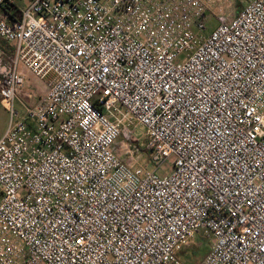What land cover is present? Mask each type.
<instances>
[{
	"label": "built area",
	"instance_id": "1",
	"mask_svg": "<svg viewBox=\"0 0 264 264\" xmlns=\"http://www.w3.org/2000/svg\"><path fill=\"white\" fill-rule=\"evenodd\" d=\"M214 1L0 0V264H264V0Z\"/></svg>",
	"mask_w": 264,
	"mask_h": 264
},
{
	"label": "rangeland",
	"instance_id": "2",
	"mask_svg": "<svg viewBox=\"0 0 264 264\" xmlns=\"http://www.w3.org/2000/svg\"><path fill=\"white\" fill-rule=\"evenodd\" d=\"M249 0H215L212 9L211 14H205V27L203 31H197L194 30L195 33H197L200 37L207 36L215 27L216 21L214 18V15L217 13H224L228 15L229 17L234 16ZM17 4L25 3V0H15ZM21 74L26 78L27 85H29L27 88L30 89L33 93H31L33 96L36 95V97H40L44 91H45V83L38 81L35 77L24 71L23 69H20ZM21 98L24 101H27V95L23 94L21 95ZM17 109V107H16ZM9 121V115L7 111L1 106L0 104V137L3 135L5 129L7 128ZM133 139L136 141L135 145L124 149L121 152L120 157L126 162V163H133L132 160H135L137 162H147L149 159V151L146 148V139L143 136V132L140 128H136L133 131ZM123 139L120 138L119 143H122ZM126 151L132 152V157L129 156L131 154L126 153ZM170 167V160H167L163 166L160 168L159 173L165 174L167 173L168 168ZM192 242L189 243V245L185 249L186 255L182 256V252L179 253L181 257L184 259L186 264H198L203 257L208 252V243L209 240L205 239L201 235H196L192 240Z\"/></svg>",
	"mask_w": 264,
	"mask_h": 264
},
{
	"label": "trees",
	"instance_id": "3",
	"mask_svg": "<svg viewBox=\"0 0 264 264\" xmlns=\"http://www.w3.org/2000/svg\"><path fill=\"white\" fill-rule=\"evenodd\" d=\"M12 19H18L19 18V12L14 7H8L5 11Z\"/></svg>",
	"mask_w": 264,
	"mask_h": 264
},
{
	"label": "crops",
	"instance_id": "4",
	"mask_svg": "<svg viewBox=\"0 0 264 264\" xmlns=\"http://www.w3.org/2000/svg\"><path fill=\"white\" fill-rule=\"evenodd\" d=\"M9 1H10V6L14 7L17 10H20L21 8H23V7H25L27 5V0H25V3H20V4H17L15 2V0H9Z\"/></svg>",
	"mask_w": 264,
	"mask_h": 264
}]
</instances>
